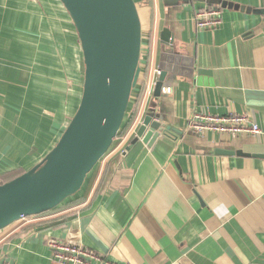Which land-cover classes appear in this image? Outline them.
Returning a JSON list of instances; mask_svg holds the SVG:
<instances>
[{
  "label": "crops",
  "instance_id": "1",
  "mask_svg": "<svg viewBox=\"0 0 264 264\" xmlns=\"http://www.w3.org/2000/svg\"><path fill=\"white\" fill-rule=\"evenodd\" d=\"M136 1L152 33L151 95L138 98L136 124L81 194L0 233V264H56L50 238L119 264H264V0ZM212 6L222 22L203 30L196 13ZM164 28L193 66L160 82ZM83 73L60 0H0V174L27 170L52 149L77 109ZM151 105L180 133L132 144ZM209 114L247 115L260 132H196L191 122Z\"/></svg>",
  "mask_w": 264,
  "mask_h": 264
},
{
  "label": "water",
  "instance_id": "2",
  "mask_svg": "<svg viewBox=\"0 0 264 264\" xmlns=\"http://www.w3.org/2000/svg\"><path fill=\"white\" fill-rule=\"evenodd\" d=\"M60 2L81 47L84 73L80 101L53 148L24 173L0 184V231L59 207L85 187L116 137L136 115L148 78L150 40L136 0ZM173 43L172 33L164 28L158 52L160 82L174 79L181 66H193V59L177 52ZM138 119L132 144L141 139L151 146L162 132L180 133L155 105Z\"/></svg>",
  "mask_w": 264,
  "mask_h": 264
},
{
  "label": "built area",
  "instance_id": "3",
  "mask_svg": "<svg viewBox=\"0 0 264 264\" xmlns=\"http://www.w3.org/2000/svg\"><path fill=\"white\" fill-rule=\"evenodd\" d=\"M197 26L203 30L217 28L222 22V10L220 7H206L196 13ZM155 74L160 75L161 71L154 69ZM148 81L144 87L143 96L151 95L150 83ZM162 92H169L166 87L161 88ZM192 128L196 132L205 130L216 131L228 134L231 137H237L240 134H256L260 132L257 123L251 121L247 115L229 114L219 115H197L191 122ZM48 246L52 251L53 260L56 264H119L109 258H106L97 252L85 247L82 244L68 240H59L50 238Z\"/></svg>",
  "mask_w": 264,
  "mask_h": 264
},
{
  "label": "trees",
  "instance_id": "4",
  "mask_svg": "<svg viewBox=\"0 0 264 264\" xmlns=\"http://www.w3.org/2000/svg\"><path fill=\"white\" fill-rule=\"evenodd\" d=\"M143 88H144V86H143ZM143 91L144 90H142L141 91V95H140V98H139V100L142 98V96H143ZM138 100V102H137V105L139 104V101ZM134 114L132 115V117L130 118V120L127 122V124L124 126V128L121 130V132H123L127 127H128V125H129V123L134 119ZM120 132V133H121ZM119 133V134H120ZM62 134V133H61ZM60 134V135H61ZM55 145V144H54ZM53 145V146H54ZM53 148V147H52ZM26 170L25 169H23V168H17V169H13V170H10V171H8V172H5V173H2V174H0V184H2V183H4V182H6V181H8V180H10V179H13V178H15L16 176H18V175H20V174H22V173H24ZM92 174V173H91ZM91 174H90V176H89V178H88V181L86 182V184H88V182H89V180H90V178H91ZM85 187H86V185H85ZM84 187V188H85ZM84 188L78 193V194H76V195H79V194H81L82 192H83V190H84ZM76 195H74V196H76ZM84 196H82V197H79V198H77L76 200H74V201H72L73 203L72 204H75V203H79V202H82L84 199H85V195L86 194H83ZM73 197V196H72ZM71 198V197H70ZM69 199V198H68ZM67 199V200H68ZM67 205V204H66ZM61 206H63V204H61L59 207H57V208H55V209H53V210H50V211H47V212H44V213H42V214H45V213H49V212H53V211H55L56 209H59ZM42 214H39V215H42Z\"/></svg>",
  "mask_w": 264,
  "mask_h": 264
},
{
  "label": "rangeland",
  "instance_id": "5",
  "mask_svg": "<svg viewBox=\"0 0 264 264\" xmlns=\"http://www.w3.org/2000/svg\"><path fill=\"white\" fill-rule=\"evenodd\" d=\"M140 7H142V6H140ZM139 12H140V16H141L142 23L145 24L146 21H147V15L144 14V10H141V8H139ZM145 32H146V38H148L149 40H151V38H152L151 30H148V31L146 30ZM149 46H150V48H151L150 43H149ZM145 47H146V42H145ZM148 73H149V72H148ZM147 76H148V74H147ZM156 76H158V75H156ZM147 81H148V78H147ZM147 81H145V83H144V87L146 86ZM149 82H150V81H149ZM150 86H151V82H150ZM133 121H134V122H133ZM132 123H133V124H132ZM134 124H136V120L133 119V120L129 123L128 127L116 137V139H115L114 143L112 144L111 148L109 149V151H110V150H113L114 148H116L117 146H119V145L121 144V142L124 140L123 136L126 135V134H128V133H130V129L134 126ZM131 125H132V126H131ZM121 139H122V141H121ZM109 151H108V153H109ZM102 160H103V159H102ZM102 160H101V161H102ZM86 186H88V185L86 184ZM4 230H5V229H4ZM4 230L0 231V233H2Z\"/></svg>",
  "mask_w": 264,
  "mask_h": 264
}]
</instances>
